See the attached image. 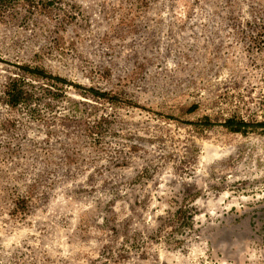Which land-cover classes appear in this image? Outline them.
<instances>
[{
	"label": "rangeland",
	"instance_id": "obj_1",
	"mask_svg": "<svg viewBox=\"0 0 264 264\" xmlns=\"http://www.w3.org/2000/svg\"><path fill=\"white\" fill-rule=\"evenodd\" d=\"M263 121L264 0H0V264H264Z\"/></svg>",
	"mask_w": 264,
	"mask_h": 264
},
{
	"label": "trees",
	"instance_id": "obj_2",
	"mask_svg": "<svg viewBox=\"0 0 264 264\" xmlns=\"http://www.w3.org/2000/svg\"><path fill=\"white\" fill-rule=\"evenodd\" d=\"M23 70L26 74L31 75V76H35L38 78H46L49 81L51 79L50 82H52V79H54L56 81H60V82H66L61 77H58V76L54 77L52 75H47V73H45V71H43L42 69H40L38 67L25 66V67H23ZM26 83H27L26 78L23 75L21 77H18V78H13L9 82V84L7 85V89L5 90L8 105L18 106L19 104H22V103H30V101L32 99V95L25 88ZM96 94H99V96L103 95V93H96ZM226 124L234 132H239V131L245 132V128L251 126V124L247 123L246 121H243V120L242 121H236L234 118H229L226 121ZM255 126L264 127V121L257 123V125H255Z\"/></svg>",
	"mask_w": 264,
	"mask_h": 264
}]
</instances>
